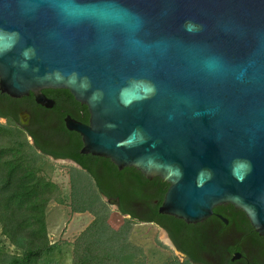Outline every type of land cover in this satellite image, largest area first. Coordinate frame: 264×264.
Instances as JSON below:
<instances>
[{"label": "water", "instance_id": "1", "mask_svg": "<svg viewBox=\"0 0 264 264\" xmlns=\"http://www.w3.org/2000/svg\"><path fill=\"white\" fill-rule=\"evenodd\" d=\"M45 89L86 105L81 154L169 185L159 214L264 236V0H0V92Z\"/></svg>", "mask_w": 264, "mask_h": 264}, {"label": "trees", "instance_id": "2", "mask_svg": "<svg viewBox=\"0 0 264 264\" xmlns=\"http://www.w3.org/2000/svg\"><path fill=\"white\" fill-rule=\"evenodd\" d=\"M55 91L57 95L74 99L67 90ZM1 97L11 100L0 92ZM45 128L47 133L51 132L48 124ZM62 130L67 132L64 126ZM56 133L62 139L67 138L62 131ZM71 135V144L55 150L50 143L27 135L13 121L0 123V228L2 236L15 249L9 253L0 248V264H51L54 255L61 254L60 244H51L47 237V207L51 201L63 202L57 184L49 178L54 162L49 157L72 159L86 171L77 170L70 176L71 212H87L93 216V221L73 244L72 264H144L134 254L133 246L126 242L130 231L128 220L154 221L167 229L177 241L173 242L175 246L186 255L184 264H210L198 251L222 243L204 242L197 230L213 226L221 235L228 228H221L215 219L194 225L159 214L158 208L169 187L167 183L159 177L147 179L131 167L119 171L105 158L82 156L79 152L82 143L75 134ZM29 137L32 144L27 140ZM103 198L117 200L120 215L128 214L129 219L118 227L110 225L108 204ZM135 204L141 207V216L131 212ZM213 211L223 216L230 213L231 223H248L244 213L229 204L217 206Z\"/></svg>", "mask_w": 264, "mask_h": 264}, {"label": "flooded vegetation", "instance_id": "3", "mask_svg": "<svg viewBox=\"0 0 264 264\" xmlns=\"http://www.w3.org/2000/svg\"><path fill=\"white\" fill-rule=\"evenodd\" d=\"M42 93L47 99L54 101L51 108H45L37 104L32 94L20 98H12L8 96L11 100L1 97L0 123L7 124L13 121L27 135H35L41 142L50 143V145L53 146L55 150L62 147L64 144H71V134H75L82 143L81 137L77 133L68 131L66 129L64 119L69 116L71 119L79 123L88 125L89 112L86 105L80 104L74 99L71 100L65 95H57L55 90L45 89L42 90ZM46 124H48L50 127V133L46 132ZM63 126L67 132L62 130ZM59 131H62V135L68 139L60 138V136L56 133H59ZM29 138L32 140L31 137ZM81 148L79 152L81 151ZM81 155L87 156L89 154ZM49 158L53 161H68L73 164L75 168L78 169V171L86 172L83 171L82 168L72 159L53 157ZM110 201H113V205L115 206L116 211L119 213V202L117 200ZM223 206L227 207V205ZM131 212L137 216H141V207L135 204L133 205ZM125 216L130 217L128 214L124 215V217ZM217 216H221L222 219L226 220L227 223H224V221L219 219ZM229 216L230 213L226 216H223L218 212H214V215L208 218L217 220L221 228H228V230L223 232L221 235H219L220 231L216 230L213 226H208L202 230H197V234L201 236L200 238L204 240V242L222 243L216 247H208L207 250H199L198 254L210 264H264V236H260L253 230L246 217L245 218L248 223L239 221H234L231 223ZM151 224L155 225L164 233L167 242H171V245L173 246L172 250L184 262L186 260V255L179 251L175 246L173 242L177 241L173 240L169 231L154 221L151 222ZM234 255L239 256L237 259L232 260ZM224 261L227 262L225 263Z\"/></svg>", "mask_w": 264, "mask_h": 264}, {"label": "rangeland", "instance_id": "4", "mask_svg": "<svg viewBox=\"0 0 264 264\" xmlns=\"http://www.w3.org/2000/svg\"><path fill=\"white\" fill-rule=\"evenodd\" d=\"M27 140L29 141V138ZM77 170L68 161H54L52 163L49 178L57 184L63 202L51 201L46 210L48 240L51 244L59 243L61 248V254L54 255L51 264H72L73 244L93 221L91 214L87 212L72 213L70 209V176L74 172L76 173ZM107 210L109 223L113 227H118L125 219H129L127 216H121L113 204H108ZM128 222L130 231L126 242L133 246L134 254L139 260H143L144 264H171L173 262L184 264L183 260L168 244L164 233L155 225L131 220H128ZM0 248L9 253L15 251L14 247L2 236L1 228Z\"/></svg>", "mask_w": 264, "mask_h": 264}]
</instances>
